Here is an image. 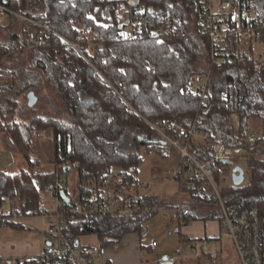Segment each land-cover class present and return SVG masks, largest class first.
I'll use <instances>...</instances> for the list:
<instances>
[{"label": "trees", "instance_id": "trees-1", "mask_svg": "<svg viewBox=\"0 0 264 264\" xmlns=\"http://www.w3.org/2000/svg\"><path fill=\"white\" fill-rule=\"evenodd\" d=\"M7 1L8 5L36 22L45 24L53 32L36 28V37L49 41L43 48L21 52L15 58L8 55L6 47L25 45L32 32L23 28L22 34L9 33L8 40L0 39V64H15L30 58L17 79L19 70L1 71L7 84L0 86V132L7 133L14 148L20 152L29 170L18 174L0 171V229L11 228L26 231L23 218L41 216L43 193L58 188L60 181L76 170L79 178L76 196L61 187L76 204L89 194L90 181L121 173L122 185L136 186L135 174L143 164L139 151L127 153L122 143L131 134H136V143L143 145L148 153L166 158L163 145L151 139L158 136L151 124L167 128L174 121L194 117L199 100L191 93L190 83L200 74V64L206 61L204 72L210 68V39L201 32L200 0H21ZM253 0H242L249 9ZM120 3L130 9L129 19L143 20L136 36L124 35L126 24L122 21ZM256 10L261 12L264 0L256 1ZM146 8L145 13L139 9ZM171 18L177 31L162 39L150 38L160 24L161 18ZM78 48L64 46L61 37ZM233 39H231L232 41ZM234 44V43H233ZM231 44V65L213 68L214 79L209 87V101L204 120L198 130L209 133L213 143L231 145L237 141L232 115L239 117L240 138L251 132L250 125L260 120L262 133L258 144L264 145V60L244 56L246 63L235 59V45ZM92 45V46H90ZM49 89L56 93L68 109L70 120L53 117H34L31 124L23 123L25 112L19 96H29ZM52 131L54 137L53 165L56 170L47 175L35 174L32 140L36 131ZM209 145L196 147L193 153L202 164L210 159ZM249 182L246 186L223 188L220 191L227 207L247 209L258 207L264 211V162L251 159ZM222 169L228 168L219 162ZM215 183L221 173L215 171ZM211 191L206 181H196L190 189H181L185 195L180 214L178 202L166 197L147 194L139 205L148 212L134 217L120 216L100 219L77 220L64 236L72 247L84 252L120 245L129 235L147 236L146 223L163 209L171 210L175 220L185 225L192 222H222L220 202L212 195L202 200L200 194ZM9 201V211L3 207ZM65 207L70 204L65 203ZM96 235L100 244L87 249L81 243L84 236ZM198 264H216L210 254L199 257ZM203 262V263H201ZM27 264H34L28 260Z\"/></svg>", "mask_w": 264, "mask_h": 264}, {"label": "built area", "instance_id": "built-area-1", "mask_svg": "<svg viewBox=\"0 0 264 264\" xmlns=\"http://www.w3.org/2000/svg\"><path fill=\"white\" fill-rule=\"evenodd\" d=\"M202 13L200 15L201 32L210 39V68L200 75L194 76L190 83L191 93L199 100V108L194 117H187L183 121H174L167 128L152 127L160 136L161 141L179 151L180 165L169 174L170 178L176 180L180 189H190L196 181H206L211 191L204 190L200 194L202 200L209 199L215 195L220 202L224 221L220 222L222 234L227 235L233 245L239 264H264V211L258 207L240 209L229 208L222 200L221 189L215 183V171L221 173L219 162H248L251 159L264 162V145L258 144L259 136L250 133L247 137L240 138L238 133L239 121L232 119L236 130L237 141L231 145L213 143L209 140V133L198 130V125L204 120L205 108L209 101V87L214 79L213 68L220 65H231L234 61L230 52V45H235V59L239 64L246 63L244 56L253 59L264 58V53L256 55L257 45L264 47V8L261 12L256 10V1L253 0L249 9L245 8L242 0H200ZM120 13L127 17L124 35L133 38L139 31L143 20L129 19L130 9L120 3ZM140 14L146 12L142 7ZM6 22V24H4ZM15 22L22 23L28 30H41L40 36L45 32H53L45 24L39 23L12 9L7 1L0 2V25L3 27L13 26ZM177 31L173 20L161 18L159 26L149 35L150 38L162 39L170 32ZM32 32L31 38L25 45L6 47L10 57L15 58L21 52L30 49L43 48L49 45V41L35 38L37 32ZM64 41V46L78 48L67 39L56 33ZM231 39H233L231 41ZM255 58V59H256ZM233 118V115H232ZM209 145L211 148L210 159L201 163L196 159L193 150L196 147ZM234 166L232 167L233 171ZM123 174H110L104 179L90 181L89 194L82 196L76 204L65 207L61 199V187L67 186V180L62 179L58 188L51 189V193L59 200L57 208L53 211L41 209V216L46 219L47 236L50 246L44 253L36 258L30 259L34 264H97L102 262V252L98 250L83 251L79 247H72L64 232L70 231L74 221L88 220L91 217L105 219L108 217L129 216L134 217L144 210L139 205L145 192L152 183L137 184L136 186L122 185L125 181ZM183 194V193H182ZM182 203L177 209L180 214ZM177 226L168 231V236L179 237L180 244L176 251L174 264H186L189 259L195 258L203 253L211 251L217 240L205 238L201 240H189L184 236L182 228L184 222L177 220ZM158 245L156 240H151V246ZM0 264H6L5 261Z\"/></svg>", "mask_w": 264, "mask_h": 264}, {"label": "rangeland", "instance_id": "rangeland-1", "mask_svg": "<svg viewBox=\"0 0 264 264\" xmlns=\"http://www.w3.org/2000/svg\"><path fill=\"white\" fill-rule=\"evenodd\" d=\"M21 1H23L25 6H27L28 0ZM121 18L124 23L127 22V17L124 13L121 14ZM4 24H6V22H4ZM23 28H25V26L20 22H15L14 25L10 27H3V25H0V39L8 40L7 38L9 33H17L21 35ZM33 31L34 30H31V32ZM258 53H264L263 46L257 45L255 56H257ZM255 58L256 57H254V59ZM256 59L264 60V58ZM29 61L30 58L21 62H15V64L10 65H8L7 63H1L0 72L5 70L15 71V69H18L19 76H16V78L21 79L23 77V70L27 68ZM205 62L203 61L200 64L201 71L203 72L206 67ZM7 82L8 81H6L3 77L0 78V86L7 84ZM36 95L38 96L37 102L32 107L33 109H31V111L27 109L26 105L28 103V99L26 96L16 97V99L20 102L22 106L23 112H25V118L22 121L23 123L30 125L31 120L34 117H41L43 119L53 117L55 119H63L66 121L70 120L68 109L65 108L61 98L56 93L46 88L44 91L37 93ZM261 127V121L255 120L251 123L250 130L252 133H255L259 136L262 133ZM135 136L136 134H131V136L127 137V139H125L122 143V148L127 153L139 151L143 157V164L138 168V171L135 176L137 177L139 184L153 183L144 195L151 194L160 198L166 197L172 202L179 203L180 200L185 197V195L182 194L178 182L176 180L174 181L172 178H170V176L164 174V172L162 171V169H166V172L172 173L177 170V167H179V163L177 161L178 157L180 156L179 151L168 145H162L168 151V159L158 158L155 154L146 152V148H144L143 145L136 143ZM34 138L35 141L40 144L36 147H33L34 159H38L40 158V156L41 158L43 157L46 160L51 159L53 154V137L51 131H36L34 133ZM151 140L158 144L162 142L159 135L153 137ZM1 150L3 153L7 154L8 158H10L11 160L13 159V163L9 166H5L3 171H6L10 174H17L22 170H29V166L27 165L24 156L20 152L16 151L13 146V143H11L10 136L4 132H0V151ZM238 165L243 169L245 173V181L242 186H246V184L249 182L250 177L249 166L247 162L242 161L238 162ZM230 172V166H228V168L222 169V175L220 181L217 184V188L219 187L220 189H223L234 185L232 174ZM64 179H66L68 182V193H70L71 196L75 197L77 194L76 190L79 183L77 171H71L69 174L66 175ZM58 202V198L54 196L51 192L43 193L41 208H44L47 211H53L55 208H57L56 206ZM7 208H9V201L8 205L6 206L5 213L7 212ZM174 216L175 214L172 211L162 210L161 212H159L158 215L148 220L145 225L148 234L146 237H142L140 242L141 245L144 247V254L142 258L143 261L153 262V260H157V256H161L159 260H162L164 257H167L170 260L175 261L176 251L179 247L180 239L179 237L176 238L168 236V231L172 230L175 226H177L178 223V221L175 220ZM26 226L28 227V230L21 232L7 227L0 229V245L6 244L7 242H12L13 245L11 246H14V243L21 240H38L41 244L40 248L44 247L46 244V236L43 234V232L37 229L36 226L32 224L26 223ZM191 226H194V232L188 234L187 238H189L190 240L195 239L200 235V232L195 229L198 226L195 225L194 222L189 225V227ZM211 229L215 230V234H218L219 227L217 224H212ZM220 237L221 240L217 241L214 244V247L211 249V251L203 253L195 258L189 259L186 264H198V258L203 256L205 257L207 254H210L213 259H215L216 264H239L238 258H236L235 251L233 250L230 238L222 233ZM152 239L157 241L159 247L154 249L153 252H148L150 241ZM81 243L87 249H91L92 247L98 246L100 244L96 235L82 237ZM10 249L12 250L13 248H9V250ZM3 261L5 260L0 259V262ZM6 264L8 263L6 262Z\"/></svg>", "mask_w": 264, "mask_h": 264}, {"label": "crops", "instance_id": "crops-1", "mask_svg": "<svg viewBox=\"0 0 264 264\" xmlns=\"http://www.w3.org/2000/svg\"><path fill=\"white\" fill-rule=\"evenodd\" d=\"M232 119L239 121V117L237 115H233ZM51 133H52V131H51ZM52 137H53V135H52ZM52 144H53V154H52L51 159L46 160L43 157L41 158V156L38 159L37 158L34 159V161L36 162V165L33 168L35 174L47 175L48 173L55 172L56 166L53 165V163H52L53 157L55 154L54 137H53V143ZM37 145H40V144L37 143L35 141V138H34L32 140V149H33V147H36ZM163 145L167 146L164 143H163ZM146 152H147V149H146ZM167 153H168V151H167ZM162 159H168V155L166 158H162ZM177 161L179 163L178 164V166H179L180 165V156L178 157ZM12 163H13V159L11 160L10 158H8L7 154L3 153L1 150L0 151V171H3L5 166H9ZM234 166H239V165L237 163ZM232 167L233 166H231V172L230 173L232 174V177H233ZM162 171L164 172V174H166L168 176L171 173V172H166V169H162ZM221 175H222V173H221ZM149 195H151V194H149ZM153 196H155V195H153ZM183 200H184V198L181 199L180 202L182 203ZM7 205H8V200H6V202L4 204L3 213H5ZM163 210L164 211H171V210H165V209H163ZM8 211H9V208H7V212ZM19 222L24 223V224H26V223L32 224V225L36 226L37 229L41 230L43 232V234L45 235V231L47 229V222H46V219L44 217L39 216V217H35V218H31V217L23 218V219H20ZM194 224L198 226L195 229H197L200 232V233L198 232L200 234L199 237H196L195 239L201 240V239H205V238H213L217 241L221 240L220 235H221L222 231L220 230V227H221L220 222H205V223L204 222H194ZM212 224L218 225V227H219L218 234H215V232H214L215 230L211 229ZM193 228H194V226L189 227V225L184 224V226L182 228L184 236L188 237V234H190L191 232H194ZM141 239L142 238L138 234L129 235L121 242L120 245H112V246L106 247L107 249L102 251V262L97 263V264H163L164 258H167V257H164L162 260H159L161 258V256H157V260H153V262H151V261L146 262V261L142 260L143 254H144V247L140 243ZM45 243H46L45 246L40 248L41 244L38 240H31V241L21 240V241L14 243L16 246L15 245L11 246V245H13V243L7 242L6 244L0 245V259L5 260L8 264H15V263L16 264H27L28 260L36 258L37 256L41 255L50 246V243H49L47 236L45 237ZM158 247H159V245H157L156 247H152L151 241H150L148 252H153L154 249H156ZM232 247H233V245H232ZM9 248H13V249L9 250ZM5 250H7V251H5ZM233 250H234V248H233ZM167 259L171 263L174 262L173 260H170L169 258H167Z\"/></svg>", "mask_w": 264, "mask_h": 264}, {"label": "water", "instance_id": "water-1", "mask_svg": "<svg viewBox=\"0 0 264 264\" xmlns=\"http://www.w3.org/2000/svg\"><path fill=\"white\" fill-rule=\"evenodd\" d=\"M70 1V0H69ZM71 1H76V0H71ZM37 102V97L33 94V93H30V96H29V107H33ZM225 165H228V166H234V163L231 161H225L224 162ZM233 183H234V186L236 187H240L242 186V184L244 183L245 181V173L243 171V169L240 167V166H234L233 168ZM61 199L65 202V203H68L70 204L71 203V199L67 196V194L62 191L61 192ZM163 264H174V263H171L169 262V260L167 258H164V263Z\"/></svg>", "mask_w": 264, "mask_h": 264}]
</instances>
